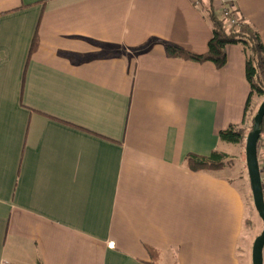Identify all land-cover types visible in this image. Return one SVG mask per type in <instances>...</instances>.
<instances>
[{"label":"crops","instance_id":"0c3cea01","mask_svg":"<svg viewBox=\"0 0 264 264\" xmlns=\"http://www.w3.org/2000/svg\"><path fill=\"white\" fill-rule=\"evenodd\" d=\"M227 4L264 43V0ZM204 8L0 0V264H244L243 187L187 163L248 123L244 47L166 51H208Z\"/></svg>","mask_w":264,"mask_h":264},{"label":"trees","instance_id":"16d2710c","mask_svg":"<svg viewBox=\"0 0 264 264\" xmlns=\"http://www.w3.org/2000/svg\"><path fill=\"white\" fill-rule=\"evenodd\" d=\"M205 12L212 22L213 35L209 41L208 51L195 53L183 47L167 44L166 51L170 57L181 58L198 63L213 62L218 68L227 63L226 47L230 44H242L246 55V75L251 85L246 112L249 110L254 96L264 95V43L257 29L245 19H239V26L227 27L224 13L217 9L214 0H208ZM37 36L31 51L36 48ZM254 121V119H253ZM262 133L258 142V150L264 147V119ZM249 132L243 127L231 125L220 132V139L227 143L240 144L245 142ZM229 154L215 150L209 156L190 154L187 163L193 170H219L225 166ZM259 164L264 179V155L259 157Z\"/></svg>","mask_w":264,"mask_h":264},{"label":"rangeland","instance_id":"374dc122","mask_svg":"<svg viewBox=\"0 0 264 264\" xmlns=\"http://www.w3.org/2000/svg\"><path fill=\"white\" fill-rule=\"evenodd\" d=\"M198 1L201 4V7H206L208 3V0ZM263 101L264 95L253 97L252 104L248 110V123L245 126H241L245 131L250 132L253 129V119H255V116ZM246 141L247 138L243 143H228L223 146L224 149L229 153V158L225 161L224 167L228 168L226 170L227 175L231 176L236 182V184L241 185L243 187L242 190L246 200L247 216L242 239L240 242L239 255L244 264H253V245L256 238L262 233L264 229V223L254 203L253 192L246 161ZM258 153L259 157L263 158L264 147L259 148ZM262 181L264 186V179H262Z\"/></svg>","mask_w":264,"mask_h":264},{"label":"water","instance_id":"95a60500","mask_svg":"<svg viewBox=\"0 0 264 264\" xmlns=\"http://www.w3.org/2000/svg\"><path fill=\"white\" fill-rule=\"evenodd\" d=\"M264 119V101L254 119L253 129L246 141V161L253 192L255 207L264 223V186L259 164L258 142L261 137V125ZM253 264H264V229L256 238L252 251Z\"/></svg>","mask_w":264,"mask_h":264},{"label":"built area","instance_id":"2783aa9c","mask_svg":"<svg viewBox=\"0 0 264 264\" xmlns=\"http://www.w3.org/2000/svg\"><path fill=\"white\" fill-rule=\"evenodd\" d=\"M220 3L219 10L224 13L226 17L227 27L239 26V17L235 11H233L227 4V0H218ZM198 4L199 1L195 0Z\"/></svg>","mask_w":264,"mask_h":264}]
</instances>
